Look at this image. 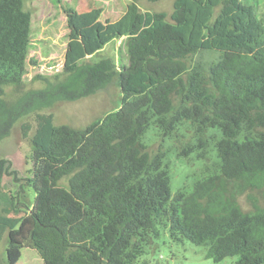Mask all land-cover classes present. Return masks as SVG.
I'll list each match as a JSON object with an SVG mask.
<instances>
[{"label":"trees","instance_id":"16d2710c","mask_svg":"<svg viewBox=\"0 0 264 264\" xmlns=\"http://www.w3.org/2000/svg\"><path fill=\"white\" fill-rule=\"evenodd\" d=\"M59 1L68 37L90 47L123 37L129 63L86 62L9 102L5 87L24 81L32 13L24 0H0V140L19 118L36 115L34 203L25 216L0 214L3 264H18L26 247H36L45 264H135L164 232L205 246L215 262L264 264V18L242 0H175L170 19L131 0L121 17L104 23L97 10L79 12ZM208 51L219 56L196 58ZM113 83L120 107L83 128L41 112ZM186 122L203 159L210 131L221 133L217 160L173 193L165 152H150L143 137L152 124L170 137ZM23 128L27 138L31 125ZM195 150L185 143L179 154ZM7 164L0 156V178ZM243 196L251 209L242 206ZM0 200L8 210L11 199L2 193Z\"/></svg>","mask_w":264,"mask_h":264},{"label":"rangeland","instance_id":"374dc122","mask_svg":"<svg viewBox=\"0 0 264 264\" xmlns=\"http://www.w3.org/2000/svg\"><path fill=\"white\" fill-rule=\"evenodd\" d=\"M131 0H63L66 6H72L79 12L97 10L100 20L104 23L114 21L122 16ZM253 5L258 16L264 18V0H242ZM175 0H139L143 12L163 11L169 19L174 9ZM25 9L32 13V42L29 47L26 73L21 85L9 84L5 87L4 98L15 102L24 92L41 89L47 81L58 82L76 67L103 57H111L119 68L129 63L125 46V38H115L101 47H90L82 39L68 37L67 16L59 0H24ZM80 50V55L74 61L67 62L68 57ZM219 56L217 51L204 52L197 59L210 61ZM34 60V61H31ZM121 89L116 84H110L88 97L75 101H60L55 105L42 109L41 112L54 113L56 124H69L83 128L93 120L117 110L121 105ZM35 113L19 118L13 125L10 134L0 140V156L8 160V172L0 178V194L5 193L11 199L8 210L4 209L0 200V214L25 216L31 213L35 191L31 186L34 175V157L31 136L35 131ZM31 125L28 137H24L23 124ZM221 137L218 130L209 133V145L206 147V158L198 156L204 149L200 146L197 136L186 122L177 130L176 135L167 137L160 128L152 124L143 137V141L152 153L159 150L165 152V166L171 178V189L175 193L184 185L192 186L193 182L202 176L206 163L213 170L217 160L216 141ZM193 144L195 151L190 156H182L179 151L182 144ZM209 159V161H208ZM242 206L251 209L247 197L241 198ZM6 259V238L0 252V263ZM238 257H227L221 262H215L206 256V247L195 245L188 240L177 241L164 232L160 237L152 239L143 254L135 264H236ZM18 264H45L36 247H26Z\"/></svg>","mask_w":264,"mask_h":264}]
</instances>
